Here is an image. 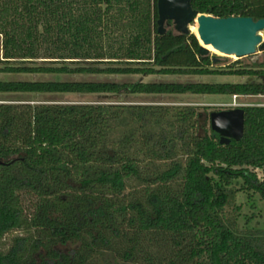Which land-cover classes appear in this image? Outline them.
<instances>
[{"label": "trees", "instance_id": "obj_1", "mask_svg": "<svg viewBox=\"0 0 264 264\" xmlns=\"http://www.w3.org/2000/svg\"><path fill=\"white\" fill-rule=\"evenodd\" d=\"M192 5L264 18V0ZM157 21V0H0V73L47 77L0 93L264 95L262 80L144 81L264 78V62L225 65ZM243 108V138L221 144L193 105L1 101L0 264H264V228L240 227L236 204L264 201V106Z\"/></svg>", "mask_w": 264, "mask_h": 264}, {"label": "rangeland", "instance_id": "obj_2", "mask_svg": "<svg viewBox=\"0 0 264 264\" xmlns=\"http://www.w3.org/2000/svg\"><path fill=\"white\" fill-rule=\"evenodd\" d=\"M173 25V24H172ZM174 27V26H173ZM192 31L197 34V26L192 24ZM197 31V33L195 32ZM264 39V31L261 33ZM200 41V40H199ZM201 42V41H200ZM210 49V48H209ZM210 54L217 55L221 58V62L225 65L232 64L237 61L236 56H226L221 54L215 49H210ZM0 58H2V37H0ZM240 61L244 64H260L264 62V51L258 50L256 54L248 57H243ZM46 76H31L27 74H6L0 73V79H11V80H30V79H45ZM80 79V77H78ZM140 76H111L108 79L118 81H131L138 80ZM92 79H107L106 77H92ZM144 81L149 80H165V81H180V82H259L263 81L264 78H249L244 76H225V75H209V76H146L143 77ZM10 100H21L23 102L38 101V102H62V103H88V102H162L168 104H186L193 105L198 108V112L201 115V124L204 126V132H210V114L214 111L229 110L238 107H246L252 105L264 106V95L258 96H238L237 98L229 95H161V96H125V95H96V94H5L0 93L1 101ZM203 133V130H201ZM258 174L261 177V171L258 170ZM255 203V208L251 204L249 197L239 192L237 195L236 204L241 207L239 215V226L242 228L253 227V228H264V201L261 197L256 194L251 197ZM231 214H237L233 209H229ZM238 212V211H237ZM74 246L71 244L61 246L60 249L68 251Z\"/></svg>", "mask_w": 264, "mask_h": 264}, {"label": "water", "instance_id": "obj_3", "mask_svg": "<svg viewBox=\"0 0 264 264\" xmlns=\"http://www.w3.org/2000/svg\"><path fill=\"white\" fill-rule=\"evenodd\" d=\"M158 32L165 34L170 23L176 32L194 33L192 24L197 23V37L201 41V55H208L212 46L226 56L238 59L264 51V18L231 16L215 17L200 13L193 8L192 0H157ZM245 110L238 107L214 111L210 114V127L219 136L221 144L240 141L244 136Z\"/></svg>", "mask_w": 264, "mask_h": 264}, {"label": "bare ground", "instance_id": "obj_4", "mask_svg": "<svg viewBox=\"0 0 264 264\" xmlns=\"http://www.w3.org/2000/svg\"><path fill=\"white\" fill-rule=\"evenodd\" d=\"M196 26H197V23H194ZM197 31H198V29H197ZM197 31L195 30V32L197 33ZM198 34V33H197ZM208 48H210V49H214L211 45L210 46H208Z\"/></svg>", "mask_w": 264, "mask_h": 264}, {"label": "built area", "instance_id": "obj_5", "mask_svg": "<svg viewBox=\"0 0 264 264\" xmlns=\"http://www.w3.org/2000/svg\"><path fill=\"white\" fill-rule=\"evenodd\" d=\"M234 97H236V98H237L238 96H234Z\"/></svg>", "mask_w": 264, "mask_h": 264}]
</instances>
